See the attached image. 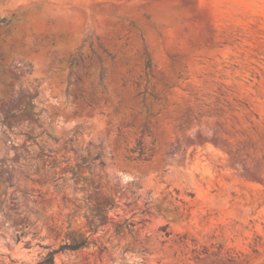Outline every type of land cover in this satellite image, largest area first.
Returning a JSON list of instances; mask_svg holds the SVG:
<instances>
[{"label": "rangeland", "instance_id": "374dc122", "mask_svg": "<svg viewBox=\"0 0 264 264\" xmlns=\"http://www.w3.org/2000/svg\"><path fill=\"white\" fill-rule=\"evenodd\" d=\"M125 34L113 69L97 38L117 52L107 37ZM145 48L159 101L135 98ZM96 151L105 166L76 184ZM90 196L115 202L107 224L53 264H264V0H0V264L89 235ZM127 219L147 222L117 234Z\"/></svg>", "mask_w": 264, "mask_h": 264}, {"label": "trees", "instance_id": "16d2710c", "mask_svg": "<svg viewBox=\"0 0 264 264\" xmlns=\"http://www.w3.org/2000/svg\"><path fill=\"white\" fill-rule=\"evenodd\" d=\"M2 23L5 22L1 21ZM109 41L114 43L115 47H117V43L120 41H124V47H122L119 51L117 52H111L108 49H106L101 43H100V38H97L98 44H99V50L102 54L106 55V58L111 61L113 69L116 68L117 63H121V65L125 64L124 60V48L128 47L127 42L129 41L128 34L125 35H117L115 38L112 36L107 37ZM55 44H52V47ZM90 49L93 53V55L96 57L99 68H98V77H99V83H98V89H103L107 90L104 81L107 78V70L104 67L103 63L104 60L102 59L101 55L93 51V46L92 44L90 45ZM119 58V60H118ZM142 58H143V76L139 77V79L136 82H133V85L137 87L136 95L135 98L138 99L140 97H143V102L145 101L144 97L146 95H150L154 100L159 101L160 97L158 94H155L154 92H150L147 89L148 85V78L150 76L151 70H152V60L150 58V55L148 54L146 48L144 49L142 53ZM80 57H71L69 60V65H70V74H69V79L68 83L70 84V77L72 75L73 69L78 65ZM92 66V58L89 57V68ZM144 79V82H146V86L143 91H140L139 89L141 88V80ZM83 83V79L81 77H77L74 84L77 87V91L80 93V97L85 100L84 97V91H81L79 84ZM90 86H93V83H90ZM126 85L123 84V87ZM95 93H93L94 96ZM28 108L33 110V105H29ZM39 119H37L38 121ZM28 130L25 132L20 133L21 136L25 137L27 140L31 141L32 143L36 144L39 149V154L37 156V160L41 159L46 165L51 157H53V152L51 150H47L38 143V139L45 134V131H42L39 135H35L34 133V126H28ZM147 130V129H146ZM50 137V135H48ZM72 142V140H70ZM131 154H137V157L135 160L138 161H146L149 157L148 153L146 150L142 147L141 142L137 144V146L130 151ZM77 163L75 166L70 167L72 173H73V180L77 184L79 181H84L85 183L88 182V178L83 176V173L85 170H88L90 174L94 173V169L96 167H101L103 168L105 166V162L103 160V154L101 151H96L94 155L91 157H86V158H78ZM97 164V165H95ZM92 185V184H90ZM116 206L115 202L113 201L112 198L110 197H97V198H92L91 196L87 199L86 202V208H82L84 212V216L86 219V227L88 228L87 233L89 235L86 236V233L82 232H75L71 231L67 235V239L70 240V242H66L65 244L60 245L58 249H53L50 250L49 253L37 264H53L54 263V257L56 254L61 253V252H77L80 251L89 245L92 244L91 237L96 234L99 230L100 227L104 226L107 224L106 218L107 214L114 209ZM142 214H147L149 215L148 211H143ZM147 221H140L138 223H135L134 221H130V219L125 220L123 223H117L113 224L115 228V232L117 234H121L123 231L127 230L129 234H132L133 230L136 228L137 225L143 224ZM71 228V225L69 226ZM166 227L162 228V231H165Z\"/></svg>", "mask_w": 264, "mask_h": 264}]
</instances>
